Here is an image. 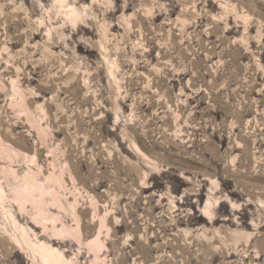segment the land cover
Instances as JSON below:
<instances>
[{"label":"rangeland","instance_id":"obj_1","mask_svg":"<svg viewBox=\"0 0 264 264\" xmlns=\"http://www.w3.org/2000/svg\"><path fill=\"white\" fill-rule=\"evenodd\" d=\"M44 262L264 264V0H0V264Z\"/></svg>","mask_w":264,"mask_h":264},{"label":"bare ground","instance_id":"obj_2","mask_svg":"<svg viewBox=\"0 0 264 264\" xmlns=\"http://www.w3.org/2000/svg\"><path fill=\"white\" fill-rule=\"evenodd\" d=\"M36 191V190H35ZM20 196V195H19ZM25 196V195H24ZM28 201V200H27ZM46 252V251H45ZM45 254V253H44ZM58 256H61V259H59V260H55V259H53L52 260V258H50V256H45V257H43V259L45 258L46 260H48V261H54V262H56V263H58V262H61V260L64 258V256L63 255H60L59 253H56ZM54 256V255H53ZM56 256V255H55ZM57 257V256H56ZM45 260V261H46ZM45 263V262H44ZM46 264V263H45Z\"/></svg>","mask_w":264,"mask_h":264}]
</instances>
